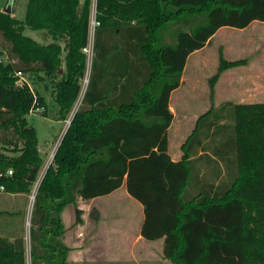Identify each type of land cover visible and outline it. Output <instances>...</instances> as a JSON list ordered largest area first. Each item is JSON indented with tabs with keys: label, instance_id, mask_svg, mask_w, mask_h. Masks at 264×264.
Wrapping results in <instances>:
<instances>
[{
	"label": "trees",
	"instance_id": "1",
	"mask_svg": "<svg viewBox=\"0 0 264 264\" xmlns=\"http://www.w3.org/2000/svg\"><path fill=\"white\" fill-rule=\"evenodd\" d=\"M93 8V0H28L24 20L0 11L7 46V63L0 60V193L18 197L37 187L31 264H70L64 211L73 206L81 225L80 200L124 184L143 207L141 236L163 239L165 258L264 264V104L227 102L202 115L179 161L168 138L171 95L189 57L222 28L264 22V0H97L90 83L41 177L44 157L28 116H46L47 106L27 82L17 85V73L59 78L55 101L66 121L86 73ZM26 28L45 30L54 42L41 45L24 35ZM244 64L221 56L211 87ZM14 217L24 215L0 212V264H28L22 230L9 228Z\"/></svg>",
	"mask_w": 264,
	"mask_h": 264
},
{
	"label": "rangeland",
	"instance_id": "2",
	"mask_svg": "<svg viewBox=\"0 0 264 264\" xmlns=\"http://www.w3.org/2000/svg\"><path fill=\"white\" fill-rule=\"evenodd\" d=\"M27 4L28 0H0V11L4 12L8 6H12V12H14L13 17L24 20ZM94 14L95 12L92 11L90 39H94L95 29L97 27V25L94 26L92 24ZM225 29L226 32L224 30L225 33L222 32L219 34L213 45L200 50V54L191 55L187 62V70H184L185 81L183 86H180L172 94L171 103L177 113V117L168 132L169 154L173 160L182 158L184 154L183 147L193 134L198 119L209 110H215L222 105V98L226 92L225 83L222 85L221 82L219 86L220 91H223L221 96L217 93L218 90L216 88L220 78L215 83V86L211 87V80L218 73L220 57L235 59L236 51L241 50L243 53L244 51L248 52L250 50V54H247L248 58L244 59L245 64L242 66L247 68L252 67L253 69L261 66L264 67V59L253 58V55H256V53L252 54L253 47L250 48L254 44V41L259 38L260 34L258 32L262 31L263 28L259 29V25H254L247 31L233 28ZM24 35L32 38L41 45H48L54 42L45 30H31L26 28ZM242 37L245 38L242 39ZM59 44L63 48L65 47L64 42L60 41ZM222 47L224 48L222 49ZM65 55L66 53L64 52L61 56L62 60ZM0 60L7 63V46L1 42V39ZM93 60L90 64H87L86 68V75L89 77L88 82L85 83V79L81 82L82 89L80 96L74 105L73 112L66 121L60 120L58 105L55 101L57 93L56 85L59 82V78H49L42 72L38 74H24V78L30 88L35 94L44 97L47 106L46 116L42 115V111H36L28 116L30 126L36 130L38 142L44 150L42 152L44 168L41 177L53 162L54 155L70 126L67 122L69 119H73L82 104L84 94L90 83ZM62 70L61 73L65 72L64 64ZM227 96L230 97L228 94ZM206 144L212 146V141L206 140ZM211 153L212 150L210 149L208 154ZM201 166L204 168V164H201ZM36 192L37 187H34L30 195H20L18 197L3 193V191L0 193V212H22L24 215V218L14 217L9 228L12 231L14 229L22 230V235L26 240L28 264H31L29 242L30 217ZM126 194L127 190L124 184L117 193L112 194L113 196L104 197L106 199L98 198L96 201H93L94 203L80 200L78 208L82 210L83 224L81 225H76V215L73 206L68 207L64 211L63 218L67 228L65 242L72 249L69 256L70 264H178L174 260L164 257L158 243H153L150 246L135 244V249H130L129 247L131 245L124 244L125 242L121 241L122 238L126 237L124 236V231L128 229L131 231L138 230L136 223L137 217H128L127 212L137 215L141 207V204L133 198L129 197L130 199H128ZM104 209L115 215V218L114 216L112 218L118 224L119 241L122 243H120L117 250H107L104 248L106 245L101 244L103 240L100 236L103 230H101L100 225H93V214L95 212H99L100 214ZM87 219V222H92L90 227L85 222ZM96 219L99 223L101 222L100 217ZM106 221H110V219L106 218ZM0 222H3V218H0ZM128 224H130L129 227L131 228L127 227ZM87 229H90L89 234H87Z\"/></svg>",
	"mask_w": 264,
	"mask_h": 264
},
{
	"label": "crops",
	"instance_id": "3",
	"mask_svg": "<svg viewBox=\"0 0 264 264\" xmlns=\"http://www.w3.org/2000/svg\"><path fill=\"white\" fill-rule=\"evenodd\" d=\"M254 25H259V29L263 28V30L258 32V34H260L259 38L254 41L253 45L250 46V48L253 47L252 48L253 50L251 51V53L252 54L256 53V55H253L254 56L253 58H255V59L256 58L257 59L258 58L264 59V22H254L248 28L242 29V30L243 31L250 30ZM224 30L226 32L225 28L220 29L212 37V39L210 40V42L207 44L206 47H210L211 45H213L215 39L218 37L219 34L224 32ZM243 38H245V37H242V39ZM223 48L224 47H222V49ZM220 50H221V48H220ZM235 53H237L235 55V59H226L225 57H223V58L228 62L241 61V60L248 58L247 54H250V50L248 52L244 51L243 53L241 50H238ZM193 54H200V50L196 51ZM219 66H220V59H219ZM185 69L187 70V65H186ZM184 79L185 78H184V73H183L181 86H183V83L185 81ZM221 82H222V85H224V83H225V88H226V92L223 95L224 97L222 98L223 99L222 104L227 103V102L232 103L234 105L264 104V67L263 66L256 68V69L255 68L253 69L252 67L247 68L244 66H238V67H233V68H230V69L224 71L222 73V75L220 76L218 84L216 85V88L218 90L217 93L220 96H221V93L223 92V91H220V87H219ZM175 91H173V93ZM227 94L230 97H228V96L226 97ZM171 97H172V95H171ZM170 109L174 114V120H175L177 117V113H176V111H175V109L171 103V100H170ZM58 110H59V108H58ZM174 120H173V122H174ZM41 151L43 152L44 150L41 148ZM179 160H181V159H174V161H179ZM118 191L119 190L113 192L112 194L114 195ZM112 194L104 196V197L107 198V197L111 196ZM126 195H127L128 199L132 198L128 195V193ZM104 197H99V198L106 199ZM96 199H98V198H96ZM96 199H93L90 201L93 202V201H96ZM127 215H128V217H131V218L137 217L136 223L138 226V230L135 229V231H131L130 229H128V230L124 231V236H126V237L122 238L121 241L125 242L124 244L131 245V247H129L130 249H135V247H134L135 244L136 245L142 244L144 246H150L153 243H158L160 245V251L163 253V249H164V240L163 239H159L156 241H148L141 236V228H142V224L144 221V212H143L142 205L140 207V212L137 215H135V214L133 215V213H131V212H127ZM93 216H94L93 217L94 218L93 225L98 224L96 226L100 225L102 228L101 230H103L102 235L100 234V236L103 240V242L101 244L106 245V246H104V248L107 250H117L119 248L120 243H122V242L119 241L120 239H119L118 230H117L118 224L115 221H113V218H112V216H114V218H115V215L112 212L105 211V209H104V211L102 210L100 212V214H99V212H95L93 214ZM97 217L98 218L100 217V221H101L100 223L96 219ZM106 218H109L110 221H106ZM63 221H64V218H63ZM87 221H88V219L85 220V222H86L87 226L90 227L92 222L91 221L87 222ZM64 224H65V222H64ZM129 226H130V224H128L127 227L131 228ZM89 233H90V229H87V234H89ZM65 236H66V234L64 235L63 240H64V243L66 244Z\"/></svg>",
	"mask_w": 264,
	"mask_h": 264
},
{
	"label": "built area",
	"instance_id": "4",
	"mask_svg": "<svg viewBox=\"0 0 264 264\" xmlns=\"http://www.w3.org/2000/svg\"><path fill=\"white\" fill-rule=\"evenodd\" d=\"M81 1H83V0H81ZM96 1L97 0H93V12H95V14L93 15V21H92V24L94 25V26H96V25H99L98 23H97V21H96V10H95V8H96ZM83 52H84V54L86 55V57H87V64H90L91 62H92V60H93V57H94V39H90V41H89V44H88V46L86 47V48H84V50H83ZM88 73H89V71H88ZM87 73V74H88ZM17 76L18 77H20V81L17 83V85L18 86H21L22 85V81H25V82H27L26 80H25V78H24V75L21 73V72H19V73H17ZM85 76H86V78L84 77V79H85V83H87L88 81V75H86V73H85ZM83 79V80H84ZM82 80V81H83ZM81 81V82H82ZM28 83V82H27ZM82 86V85H81ZM71 119H69V121L67 122L69 125H70V123H71Z\"/></svg>",
	"mask_w": 264,
	"mask_h": 264
},
{
	"label": "water",
	"instance_id": "5",
	"mask_svg": "<svg viewBox=\"0 0 264 264\" xmlns=\"http://www.w3.org/2000/svg\"><path fill=\"white\" fill-rule=\"evenodd\" d=\"M6 14H12V6H8L6 10L4 11ZM71 124V123H70Z\"/></svg>",
	"mask_w": 264,
	"mask_h": 264
}]
</instances>
